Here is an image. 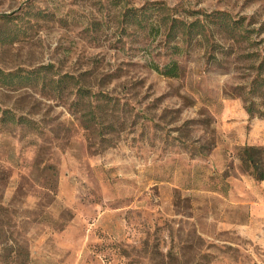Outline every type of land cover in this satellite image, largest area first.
I'll list each match as a JSON object with an SVG mask.
<instances>
[{
  "label": "rangeland",
  "instance_id": "obj_1",
  "mask_svg": "<svg viewBox=\"0 0 264 264\" xmlns=\"http://www.w3.org/2000/svg\"><path fill=\"white\" fill-rule=\"evenodd\" d=\"M245 145L264 0H0V229L29 264H264Z\"/></svg>",
  "mask_w": 264,
  "mask_h": 264
},
{
  "label": "trees",
  "instance_id": "obj_2",
  "mask_svg": "<svg viewBox=\"0 0 264 264\" xmlns=\"http://www.w3.org/2000/svg\"><path fill=\"white\" fill-rule=\"evenodd\" d=\"M164 9L170 11L169 15L167 16V19L171 21L170 24L171 31L179 30L180 28L185 27L186 29L185 33L191 35L193 28H199L197 33L203 34V32L207 27L205 20L204 19L201 20L199 18L196 19L191 24L179 23V20L176 17H174L172 8H166V6L159 7V10H164ZM220 15H223V13H220L219 11H213L212 13L206 14L204 16L207 20H209L210 18L212 19L218 18ZM5 16L6 15H2V17ZM216 26L219 29L222 28V25L219 26L216 25ZM236 26H237L236 22H234L231 28L227 29V31L230 33H234V30L237 28ZM163 74L168 77H177L178 76L177 62L167 65L163 71ZM68 76L69 75H66V77ZM84 90L85 89L81 87L79 89V93L85 95ZM248 112L250 113V116H252L250 109H248ZM92 114L95 115V112L92 111ZM240 160L243 168L246 171H248L250 174H252L256 180L258 181L264 180V147L245 145L240 149ZM3 234L4 233L2 229H0V262L2 264H29L28 263L29 252L26 248V245L22 243L14 242L12 239H9Z\"/></svg>",
  "mask_w": 264,
  "mask_h": 264
},
{
  "label": "crops",
  "instance_id": "obj_3",
  "mask_svg": "<svg viewBox=\"0 0 264 264\" xmlns=\"http://www.w3.org/2000/svg\"><path fill=\"white\" fill-rule=\"evenodd\" d=\"M263 185H264V180H263ZM262 204L260 206H256L255 210L258 211L259 208H261L262 212H259V214H264V201L261 202ZM257 213V212H256Z\"/></svg>",
  "mask_w": 264,
  "mask_h": 264
}]
</instances>
